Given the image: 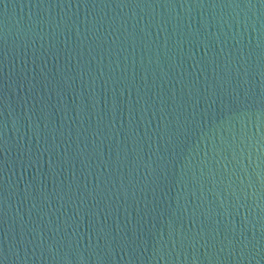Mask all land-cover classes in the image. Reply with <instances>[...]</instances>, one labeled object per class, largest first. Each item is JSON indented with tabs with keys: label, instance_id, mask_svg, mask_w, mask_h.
<instances>
[{
	"label": "water",
	"instance_id": "water-1",
	"mask_svg": "<svg viewBox=\"0 0 264 264\" xmlns=\"http://www.w3.org/2000/svg\"><path fill=\"white\" fill-rule=\"evenodd\" d=\"M0 264H264V0H0Z\"/></svg>",
	"mask_w": 264,
	"mask_h": 264
}]
</instances>
